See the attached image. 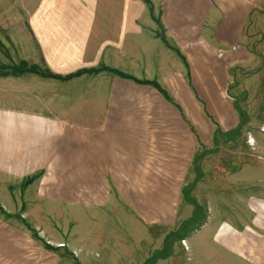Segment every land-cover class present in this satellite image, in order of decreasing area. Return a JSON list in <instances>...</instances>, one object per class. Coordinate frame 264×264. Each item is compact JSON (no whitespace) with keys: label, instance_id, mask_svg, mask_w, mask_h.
Returning a JSON list of instances; mask_svg holds the SVG:
<instances>
[{"label":"crops","instance_id":"crops-1","mask_svg":"<svg viewBox=\"0 0 264 264\" xmlns=\"http://www.w3.org/2000/svg\"><path fill=\"white\" fill-rule=\"evenodd\" d=\"M258 1L214 0L221 12L199 19L200 0H150L152 15L161 11L166 42L180 57L156 36L158 24L142 0H0V41H12L1 42L0 49L13 46L23 54L7 66L25 61L60 77L104 66L155 81L173 101L150 85L106 71L69 80L9 76L20 86L11 93L15 106L0 108L7 115L6 121L0 115L3 210L19 213L23 199L21 215L38 214L41 201L47 209L67 207L81 219L130 218L132 212L136 221L165 224L167 184L184 182L196 147L215 134L224 142L239 125L228 96L230 46L241 41ZM204 23H210L209 33ZM223 48L227 55L220 60ZM259 141L264 132L256 146ZM256 155L254 175H239V182L250 185L239 193L232 215L207 223L197 235V245L219 248L226 262L264 264V147H256ZM39 170L43 176L30 185L37 195L3 187ZM133 191L144 193L147 205L163 201L155 218L145 216L142 206L130 207ZM23 234L0 217V264L36 262V243L28 236L25 243Z\"/></svg>","mask_w":264,"mask_h":264},{"label":"rangeland","instance_id":"rangeland-1","mask_svg":"<svg viewBox=\"0 0 264 264\" xmlns=\"http://www.w3.org/2000/svg\"><path fill=\"white\" fill-rule=\"evenodd\" d=\"M200 1L203 6L199 8V19H206L207 16L212 19L213 13L221 12L214 0ZM156 11L153 12L154 18L161 12L159 8ZM157 18H160V14ZM200 26L204 33H209L210 23ZM156 32L161 33L159 26ZM163 35L166 36L165 29ZM1 40L0 43L4 44L12 42L10 39ZM199 43L204 45L205 41L199 40ZM232 44L227 68L228 96L238 113L239 125L224 135V142L215 134V139L209 145L202 143L196 147L192 163L184 173V182L167 184L168 215L165 224H145L139 217L136 221L137 215L132 212L130 218L91 215L81 219L80 215L76 216L67 207L52 206L47 209L41 201L37 202L40 207L38 214L21 215L26 211L22 199L19 213H7L10 215L7 219L0 217L22 227L25 243L28 242L26 236L32 238L28 227L54 247L53 250L46 249L32 238L38 249L37 254L32 250L31 258L36 261L33 264H208L209 257L216 264H237L233 258L226 262L219 248L213 246L209 251L201 244L197 245L196 241L199 230L207 223L221 222L232 215L239 202V193L250 185L239 182V175H254L256 147H264V141H259V146H256V139L264 132V0L258 1L252 8L241 41ZM7 47H1L0 60L6 65L16 64L23 57L21 50ZM225 50L228 48L217 51L220 60L226 59ZM17 83L18 80L10 77L0 78V108L15 106L11 93H14L16 86H20ZM0 115H4L6 121L7 115ZM191 130L195 133L192 127ZM36 174H40L39 177L30 178ZM43 174L44 171L39 170L23 177L19 183L12 181L3 187L8 186L11 192L25 190L37 195V188L30 185ZM28 179L31 181L27 182ZM142 195L133 191L130 207H133L131 204L142 206L145 216L155 218L158 203L162 205L163 201L147 205L145 194ZM106 243H110V246H106Z\"/></svg>","mask_w":264,"mask_h":264},{"label":"trees","instance_id":"trees-1","mask_svg":"<svg viewBox=\"0 0 264 264\" xmlns=\"http://www.w3.org/2000/svg\"><path fill=\"white\" fill-rule=\"evenodd\" d=\"M146 5H148L149 7V11H150V14L152 15V5H151V2L150 0H142ZM153 16V15H152ZM154 20L156 21V23L158 24L159 28L161 29V33L157 34L156 33V36L158 38H160V40L168 47L170 48L171 50H173L178 56H181L180 55V52L176 49V48H173L172 46H170L166 40H165V36L163 35V27H162V24L160 22V19H156L154 18ZM182 57V56H181ZM102 71H106V72H110V73H113L114 75H116L117 77L119 78H122V79H127V80H131L137 84H142V85H150L152 86L153 88H155L166 100H168L169 102H173L170 97L168 96L167 92L162 89V87L160 85H158V83H156L155 81H147V80H138L134 77H131L130 75H127L121 71H118L116 69H111V68H107V67H99V68H92V69H83V70H79L73 74H70V75H67L65 77H60V76H56V75H53L52 73H50L48 70H41L38 68V66L36 65H28L27 62L25 61H21L19 64L17 65H12V66H7V65H0V77H17V76H21V75H24V74H36V75H39L41 77H45V78H54V79H61V80H69L71 78H74V77H78V76H81L83 74H89V75H94V74H98L99 72H102ZM40 174H36L32 177H30L31 179H36L37 177H39ZM31 179H28L27 182H30ZM0 215L1 216H4V218H9L10 215H8L4 210L3 208L0 206ZM17 218V216H16ZM20 218V217H18ZM24 226L26 225V223H24V221H21ZM27 227V226H26ZM28 231H30L32 234V238L39 242V243H42L44 248L46 249H49V250H53L54 247H52L51 245L47 244L45 241H43L42 239H40L34 230L28 228Z\"/></svg>","mask_w":264,"mask_h":264}]
</instances>
